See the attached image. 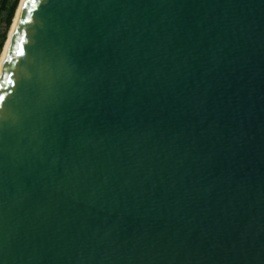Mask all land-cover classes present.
Wrapping results in <instances>:
<instances>
[{"label": "water", "instance_id": "water-1", "mask_svg": "<svg viewBox=\"0 0 264 264\" xmlns=\"http://www.w3.org/2000/svg\"><path fill=\"white\" fill-rule=\"evenodd\" d=\"M37 4L0 74V264H264V0Z\"/></svg>", "mask_w": 264, "mask_h": 264}, {"label": "trees", "instance_id": "trees-1", "mask_svg": "<svg viewBox=\"0 0 264 264\" xmlns=\"http://www.w3.org/2000/svg\"><path fill=\"white\" fill-rule=\"evenodd\" d=\"M8 0H3V5L1 6V10H6V16L4 18V30L0 34V57L5 46V43L8 39V34L13 23L14 17L16 15V11L20 4V0H13L12 3L8 4Z\"/></svg>", "mask_w": 264, "mask_h": 264}, {"label": "bare ground", "instance_id": "bare-ground-1", "mask_svg": "<svg viewBox=\"0 0 264 264\" xmlns=\"http://www.w3.org/2000/svg\"><path fill=\"white\" fill-rule=\"evenodd\" d=\"M23 2H24V0H21V2L19 4V7H18L17 12H16V15L14 17L13 24L11 26L12 28H11V31H10L9 38L7 39L6 45H5L4 49H3V52H2V55H1V58H0V74H1V69H2V65H3V62H4L5 56L7 55L8 50H9L10 45H11L10 36H11L12 32L15 30V28L17 26L18 19H19V16H20V10H21V6H22Z\"/></svg>", "mask_w": 264, "mask_h": 264}, {"label": "rangeland", "instance_id": "rangeland-1", "mask_svg": "<svg viewBox=\"0 0 264 264\" xmlns=\"http://www.w3.org/2000/svg\"><path fill=\"white\" fill-rule=\"evenodd\" d=\"M9 2H8V6H9V4L10 3H12V1L13 0H8ZM20 2H21V0H20ZM3 5V0H0V34H1V32L4 30V18H5V16H6V10H4V9H2L1 10V6ZM19 7V6H18ZM17 12V11H16ZM14 21V20H13ZM13 24V23H12ZM12 26V25H11ZM12 28V27H11ZM11 28H10V31H11ZM10 31H9V34H8V38H9V35H10ZM7 42V41H6ZM5 45H6V43H5ZM5 47V46H4ZM4 49V48H3ZM3 52V51H2ZM2 55V54H1ZM1 58V57H0Z\"/></svg>", "mask_w": 264, "mask_h": 264}, {"label": "snow or ice", "instance_id": "snow-or-ice-1", "mask_svg": "<svg viewBox=\"0 0 264 264\" xmlns=\"http://www.w3.org/2000/svg\"><path fill=\"white\" fill-rule=\"evenodd\" d=\"M41 4L43 3V0H40ZM28 3H30L32 5V8H29L28 11H32L33 9H38L39 5L37 4V0H28ZM21 24L25 23V20L22 19L20 21ZM17 45H19V39H17ZM11 59V57H9V60ZM11 83V81H10ZM4 99V97L2 95H0V101H2Z\"/></svg>", "mask_w": 264, "mask_h": 264}]
</instances>
